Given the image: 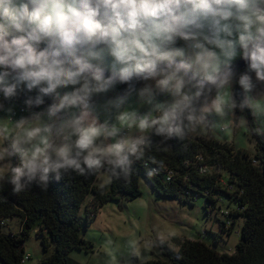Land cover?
Returning a JSON list of instances; mask_svg holds the SVG:
<instances>
[{"label": "clouds", "instance_id": "clouds-1", "mask_svg": "<svg viewBox=\"0 0 264 264\" xmlns=\"http://www.w3.org/2000/svg\"><path fill=\"white\" fill-rule=\"evenodd\" d=\"M238 112L264 132V0H0V181L14 193L130 182L137 162L152 178L154 143L227 135Z\"/></svg>", "mask_w": 264, "mask_h": 264}, {"label": "trees", "instance_id": "trees-1", "mask_svg": "<svg viewBox=\"0 0 264 264\" xmlns=\"http://www.w3.org/2000/svg\"><path fill=\"white\" fill-rule=\"evenodd\" d=\"M243 114L250 134L256 139L253 154L211 134L190 136L184 141H169L167 151L159 150L154 143L148 155L162 160L165 167L152 178L147 177V169L137 162L130 182L113 179L103 188L96 183L98 176L73 175L59 181L50 179L47 190L33 184L17 194L7 179L0 181V264H24L29 257L26 241L32 233L40 240L44 252L51 249L41 264H84L70 255L73 249L93 252L92 242L84 238V226L107 201L138 196L141 178L161 196L178 197L191 204L200 195L204 196L208 213L216 206L215 192L223 195L230 203L227 208L234 206L225 212L227 220L222 221V231L228 236L238 224L237 218L242 222L232 252L214 247L220 235L212 243L204 238H189L176 251L159 242V256L143 261L135 256L128 264H264V138L253 131L256 122ZM202 166L207 167V172H202ZM224 179L227 186L221 183ZM82 206L85 212L80 218ZM13 218L21 222L17 234L4 231Z\"/></svg>", "mask_w": 264, "mask_h": 264}, {"label": "rangeland", "instance_id": "rangeland-1", "mask_svg": "<svg viewBox=\"0 0 264 264\" xmlns=\"http://www.w3.org/2000/svg\"><path fill=\"white\" fill-rule=\"evenodd\" d=\"M15 102L16 108L19 103H22L18 99ZM26 114L25 111H18L16 118ZM2 115L4 114L1 113L0 116ZM237 116L227 135L216 130L207 133L198 131L191 136L211 134L219 140H224L226 137V141L232 143L236 148H243L253 154L256 139L249 132L245 115L238 112ZM6 119V117H0V120ZM260 134L264 138V132H260ZM225 176L226 173H224V178ZM106 179L107 177L101 174L97 177L96 183L101 186L105 184ZM225 179L221 182L223 186H227ZM108 185L105 184V187ZM140 191L141 193L135 198L110 200L104 203L99 208L97 215L87 227L84 226L83 230L84 238L93 244V252L86 253L73 249L70 251V255L84 264H128L135 256L143 261L160 255L159 237L168 234H171V237L164 243H167L173 251H176L179 244L185 239L204 238L206 242L212 243L214 237L218 238L219 235V242L214 247L224 252L234 250L239 239L237 229L242 219L237 218L238 224L234 226V231L230 236L222 231V221L227 220L225 212L234 208L233 205L227 208L230 203L223 195H218V192H215L216 206L208 213L205 211V197L202 195L193 204L181 201L178 197L161 196L155 193L144 178L140 179ZM90 197L91 195H88L87 199ZM84 212V206H82L80 218L83 217ZM20 226V220L13 218L9 223L7 222L4 231L17 234L20 231ZM129 239L139 242L138 255L130 254L127 248ZM26 252L29 257L24 261V264H41V260L50 255L51 249L44 252L40 240L32 233L26 241Z\"/></svg>", "mask_w": 264, "mask_h": 264}, {"label": "built area", "instance_id": "built-area-1", "mask_svg": "<svg viewBox=\"0 0 264 264\" xmlns=\"http://www.w3.org/2000/svg\"><path fill=\"white\" fill-rule=\"evenodd\" d=\"M18 111H24V105L22 104V103H19L18 104V106H17V108H16V113L18 112ZM199 159H201V157L199 156ZM203 168H202V172H207V167L206 166H202ZM167 179H169V175L167 176Z\"/></svg>", "mask_w": 264, "mask_h": 264}, {"label": "water", "instance_id": "water-1", "mask_svg": "<svg viewBox=\"0 0 264 264\" xmlns=\"http://www.w3.org/2000/svg\"><path fill=\"white\" fill-rule=\"evenodd\" d=\"M239 67H240V68L244 67V65H243V62H242V61H240V62H239Z\"/></svg>", "mask_w": 264, "mask_h": 264}, {"label": "crops", "instance_id": "crops-1", "mask_svg": "<svg viewBox=\"0 0 264 264\" xmlns=\"http://www.w3.org/2000/svg\"><path fill=\"white\" fill-rule=\"evenodd\" d=\"M23 100V97L19 98L18 101L21 102ZM23 104V103H22ZM228 139V138H227ZM224 140H226V137H224Z\"/></svg>", "mask_w": 264, "mask_h": 264}]
</instances>
